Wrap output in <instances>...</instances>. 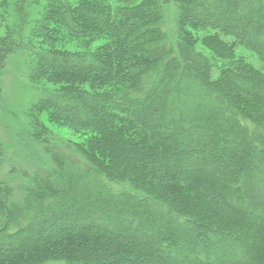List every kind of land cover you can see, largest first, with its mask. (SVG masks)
I'll use <instances>...</instances> for the list:
<instances>
[{
  "label": "trees",
  "instance_id": "16d2710c",
  "mask_svg": "<svg viewBox=\"0 0 264 264\" xmlns=\"http://www.w3.org/2000/svg\"><path fill=\"white\" fill-rule=\"evenodd\" d=\"M76 1L7 8L0 117L14 55L36 96L16 150L0 140V264H264V73L235 56L264 65V0ZM29 25L99 45L37 46ZM199 44L231 66L213 79Z\"/></svg>",
  "mask_w": 264,
  "mask_h": 264
},
{
  "label": "rangeland",
  "instance_id": "374dc122",
  "mask_svg": "<svg viewBox=\"0 0 264 264\" xmlns=\"http://www.w3.org/2000/svg\"><path fill=\"white\" fill-rule=\"evenodd\" d=\"M36 1V0H35ZM71 4H76V0H65ZM17 0H0V41L9 32L12 23V17L8 13L7 8L9 5L15 4ZM47 0H37L36 9H41L46 6ZM51 24V28H52ZM31 25L25 29L26 34L23 35L24 38H28L32 44L42 47H50L56 51H65L67 53L72 52H87L92 51L96 46L99 45L98 41L91 44V42L83 41L79 38H73L68 33H66L62 28L53 29L54 34L49 35L48 41L41 42L39 39L30 36L29 30ZM46 37V36H45ZM204 34H199V39H202ZM46 42L50 44L47 46ZM198 51L202 52L208 59L211 60L214 65L212 78L215 79L220 68L231 66L230 62L222 61L216 57L210 50L202 47L200 44L196 48ZM235 56L237 58L242 57L247 63H249L254 68L262 71L264 73V65L261 61L257 59L256 56L252 55L250 52L242 47H237L235 49ZM25 55L16 54L11 57L10 62L7 64V68L4 70L2 82H3V98L5 101V109L0 117V140L4 146L9 151H14L15 139L14 135L16 133L22 132L27 129V123L24 118L23 113L34 100L36 92L31 84L26 80L25 77ZM44 87L52 88L50 85L43 84ZM41 121H43V128L46 133L51 136L55 141L62 143L63 145L73 148H83L88 150L91 145V134L90 133H80L75 132L70 129L65 128L60 123H55L48 120V117L43 113ZM16 150V148H15ZM90 150V149H89ZM23 161V160H22ZM31 165L33 169H37V164H30L29 161L27 165ZM70 169H79L72 161L69 163ZM21 181L23 177H19ZM19 179V180H20ZM20 181L10 184L12 187L18 186ZM14 202L17 198H14Z\"/></svg>",
  "mask_w": 264,
  "mask_h": 264
}]
</instances>
